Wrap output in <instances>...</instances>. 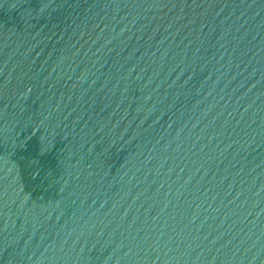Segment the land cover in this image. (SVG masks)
<instances>
[{
	"label": "water",
	"instance_id": "1",
	"mask_svg": "<svg viewBox=\"0 0 264 264\" xmlns=\"http://www.w3.org/2000/svg\"><path fill=\"white\" fill-rule=\"evenodd\" d=\"M0 264H264V0H0Z\"/></svg>",
	"mask_w": 264,
	"mask_h": 264
}]
</instances>
